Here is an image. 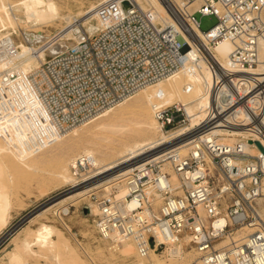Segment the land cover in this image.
Wrapping results in <instances>:
<instances>
[{
    "label": "built area",
    "instance_id": "2783aa9c",
    "mask_svg": "<svg viewBox=\"0 0 264 264\" xmlns=\"http://www.w3.org/2000/svg\"><path fill=\"white\" fill-rule=\"evenodd\" d=\"M164 1L180 27L159 28L135 0L103 1L85 21L74 18L45 35L37 47L44 57L28 69L14 60L17 31L0 30V130L19 149L38 151L144 87L181 74L193 89L205 64L207 103L182 137L186 149L165 150L115 180L128 187L124 198L115 197L118 186L90 192L93 229L100 240H131L140 257L190 250L202 264H264V154L256 145L264 147V0ZM196 14L217 23L202 30ZM224 41L232 49L222 63L214 50ZM247 71L255 72L236 76ZM153 113L170 137L191 123L180 102L154 103ZM232 130L244 133L229 142L224 131ZM71 167L76 186L101 175L89 154ZM69 214L70 206L57 210L60 218Z\"/></svg>",
    "mask_w": 264,
    "mask_h": 264
},
{
    "label": "bare ground",
    "instance_id": "6f19581e",
    "mask_svg": "<svg viewBox=\"0 0 264 264\" xmlns=\"http://www.w3.org/2000/svg\"><path fill=\"white\" fill-rule=\"evenodd\" d=\"M20 1L21 2L18 4L23 5L24 14L26 15V18H27V23L30 24L32 27H37L38 25L42 26L48 23L51 24L60 17L58 5L54 0H20ZM102 1H109V0H102ZM135 1L139 5H141L142 8L144 9L148 8L150 11L153 12L154 16L157 17V25L159 28H163L165 23H169V24L173 23L179 26V23L174 18L170 10V6H168V4L164 0H135ZM9 3H7L6 1L4 2L3 0H0V30L8 28L9 27L8 25L13 27L15 23H19L17 22L18 16L16 18L15 15L12 13L13 11L11 12V7L13 6L12 5L13 3L11 4ZM14 4H17V3L14 2ZM8 5H11V6L9 7ZM16 7H20V6H16ZM95 7H94V4L91 3V6H90L91 10L95 9ZM189 11H192V10L189 9ZM90 13H92V11ZM60 19L62 20V17ZM70 19H71L70 16L65 17V21L67 20L69 22ZM18 26H20V23ZM41 26L39 27L41 28ZM91 27L92 26H90V28ZM29 28H26V29L29 30ZM40 28L39 29L36 28L37 30L34 29L36 30L34 33L24 34L26 43L25 42L20 43L19 52L14 58V60H17L19 62V65L22 66L24 69H28L30 67L36 66L40 62L39 59L44 57V52L42 51V49L36 48L37 46L35 45L36 44L35 42L37 41H40V43L44 41V37L41 34L44 31H42ZM187 29L189 30L190 33L198 32L196 27L190 23L187 24ZM21 33L22 32H20V34ZM20 42L22 41L20 40ZM231 49H232V44L230 42L224 41V42H221L215 48L214 54L220 62L224 63ZM262 57H264V48L262 50ZM4 68H5L4 65H0V70ZM252 72H255V71H247L245 72V74L241 73L236 76L241 77V79H245L249 74H252ZM194 75L195 77L192 79L193 89L186 87L189 81L185 76L181 74L169 80L160 81L156 85L144 87L141 89L142 91L139 90L137 93H135L133 96H131L126 101L121 102L115 107L102 111L95 117L91 118L87 122L77 127H73L72 129L65 131L64 133H62L61 136H59L57 140L50 143L49 145H53L63 140V138L70 137V136H77L84 127L90 126L91 124L92 125H103L107 120L106 118L115 114L118 109L122 108L124 104L127 103V101L143 93H148L149 95L148 99L144 101L143 103V105L145 106V109L151 115L149 121L147 122L146 121H136L132 123V126H129L126 124H122L121 121H126L124 119V116L126 115L121 113V115L116 117V120L109 121L110 123L108 125V127L110 128L114 127L115 129H117V132H118L117 141H120L121 138L129 131H135V132L144 134L145 137L142 139L136 140L131 144H123V148L117 151L115 154H113V160L107 163H104L100 158L95 157L91 148L84 149L85 151L83 150V154H89L95 157V164L97 166L99 165L98 168H102V170L99 173L101 175L95 178L93 181H90L84 185L75 187L73 190L58 197V199L59 198L60 199L59 200L57 199V202H55L54 204H51L53 202L52 200V202H50L51 205L48 202V205H45L39 208L37 211L33 212L30 216L22 219V221L25 220V225L16 229L14 232L15 234L11 235L12 244H13L11 246H13V248L10 247L12 249L6 253V257L5 259L3 258L4 261L2 263L3 264H29L30 259H35V261L40 260V259H46V260H49L51 264H75V261L73 260L70 261L69 258L66 256L69 250H66L67 249L66 241L61 236L60 229L56 228L55 224L51 225V224L42 222L40 218H42L49 209H51L52 207L58 204L61 205L62 203H64L67 200L69 201L70 199H73L75 201L78 198L83 197L87 192L91 191L94 188L114 182L115 180L122 178L123 176L128 174L131 168L134 166L130 164H126L120 167V165L130 162V160H126V159H129L132 156H135L139 154L140 152H143L145 149H149V148L156 149L159 146L168 144V146L166 145L164 149L158 152L152 153V154L150 153L149 156L143 157V159L141 158L142 160L140 161V163L149 158L154 157L158 153L160 154L164 150L172 149L174 147H178L179 151L185 150L186 147L188 146V143L186 142L189 140V138H186V137L182 138V137L185 136V134H187L186 132L188 130H191L193 126L197 124V121L199 118L203 117L202 108L207 103V98L205 97L204 90L206 86L208 85V83H210L211 81V73L206 69L205 64L203 65L202 69L198 70ZM159 91H163L165 93V97L163 99L157 98V94ZM154 100H161L165 103L180 102V103L185 104L187 113L190 116V121H191L188 128H184L174 137L168 136L170 137L168 138L166 135H163L160 138H155L154 134H155L156 129L159 127V125L156 119L152 117V113H153V103L152 102ZM104 128H107V127H104ZM221 132L223 131L216 130V133L221 134ZM238 132L240 131H237V130H232L230 132L224 131L226 140H228L229 142H233ZM0 133L2 134V136H0V162L2 165L0 166V171H1L0 173H7L11 169L13 170H20V169L33 170L39 167V165L35 161V156L32 155V156H29V158L28 157L25 158L24 154L30 151L19 149L15 145L16 142H13V140L9 139V137L4 136L1 130H0ZM240 133H244V132H240ZM111 149H112L111 145L101 146L99 151L100 153L104 155H109V153H111L110 151ZM244 149L246 152L250 154H257V151L248 145H245ZM20 152H22L23 154H21ZM72 163H73V160L71 164ZM67 164L68 162H59L51 173V176L55 180H57L59 183L67 184L71 182L72 180L74 181V178L72 177L73 175H71ZM74 186H76L75 183H74ZM128 192H129L128 187L120 185L118 186V190H117L115 197L124 198L125 196L128 195ZM152 192L154 196H157V193L155 191H152ZM63 196L65 198L62 199L61 197ZM130 205H132V203ZM90 209H91V213L93 214L97 212V208L94 204H91ZM30 224H35L37 226L33 228L32 226H30ZM80 224L83 225V222H81ZM85 228H86V224H85ZM250 232H253V231H250ZM95 241H97V239ZM103 244H101V246H103ZM62 245H64L63 246L65 247L64 249L62 248ZM109 246H110V243H109ZM104 247H105V244L103 248ZM115 248L122 253L121 255H124L127 257H130V256L133 257L132 255L136 256L137 262H134L133 264H173V260H175V258L181 257V254H182L181 252H179V254L177 255H172L173 257H171L169 262H165L164 260L158 257V254L153 253V252H151L149 256L140 257L135 243L129 239H118L117 244L115 245ZM111 254H112V251H111ZM119 260H122V259H119ZM34 264H37V263H34ZM197 264H202V263L200 260H198Z\"/></svg>",
    "mask_w": 264,
    "mask_h": 264
},
{
    "label": "rangeland",
    "instance_id": "374dc122",
    "mask_svg": "<svg viewBox=\"0 0 264 264\" xmlns=\"http://www.w3.org/2000/svg\"><path fill=\"white\" fill-rule=\"evenodd\" d=\"M3 1L4 2L6 1L7 3L10 2L9 4L13 3L12 4L13 6L11 7V12L13 11L12 13L15 15L16 18L18 16L17 22L20 23V26H18L19 23H15L13 27L8 25L9 26L8 28L15 27L17 31V34L15 36H16V39L19 45L20 43H23V42L26 43L24 34L34 33L37 29L40 28L39 26L41 25H38L37 27H32L30 24L27 23V18H26V15L24 14L23 5L18 4L21 2L20 0H3ZM54 1L58 5L60 17L58 18L59 20L57 19L51 24L48 23V24H44L41 26L40 29L44 31L41 33L43 37L47 34H50L52 31L56 29H60L68 25L70 22L73 21L74 18H83L82 21H85L86 19L89 18V15H91L90 13L92 11L91 10L92 7L90 8L91 3L94 4V7H95L99 3L103 2L102 0H54ZM14 2L17 4H14ZM15 5L20 6V7H16ZM8 6L10 7L11 5H8ZM86 13L87 14L89 13V14L87 15ZM68 16H70L71 19L69 22L66 20L67 21L66 23L65 17H68ZM61 17H62V20L60 19ZM196 18L200 22V28L205 31L210 29L217 23V18L214 15L196 14ZM24 27L26 28L31 27V28H29L28 30ZM23 28L25 31L23 30ZM18 31L22 33L20 34V32ZM20 40L22 42H20ZM35 43H36L35 45L38 47L42 42L40 43V41H37ZM148 97H149L148 93H143L127 101V103L124 104L122 108L118 109L115 114L107 117L106 118L107 120L103 125H92L91 124L90 126L84 127L77 136L66 137V138H63V140L59 141L58 143L46 146L45 148L41 150L25 153L24 154L25 158L26 157L29 158V156H32V155L35 156V161L39 165L37 169H33V170L31 169L30 170L11 169L7 173H0V264H3L2 262L4 261L6 257V253L13 248V246H11L13 245L11 235L15 234L14 232L16 229L25 225V220L22 221V219L30 216L33 212L37 211L39 208L45 205H48V202L50 204L52 200L53 202L51 204H54L55 202H57L58 197L73 190L75 187L81 186V185L74 186L75 181L73 180L67 184L59 183L57 180H55L51 176L52 171L54 170V168L59 162H68L67 165L72 175L71 162L78 155L83 154L84 149L91 148L95 157H98L104 163H107L113 160V154L121 150L123 148V144H131L134 141L145 137L144 134H141L135 131H129L121 138L120 141H117L118 139L117 129H115L114 127L110 128L108 127V125L110 123L109 121L116 120V117L121 115V113L126 115L124 116V119L126 121H121L122 124L132 126V123L136 121H146V122L149 121L151 115L147 112V110L145 109V106L143 105L144 101H146ZM157 102L161 103L163 101L154 100L152 103L154 104ZM152 117H154V113H152ZM104 127H107V128H104ZM154 135H155V138H160L163 135H166L167 137L169 136L166 133L162 132L159 127L156 129ZM0 136H2L1 133H0ZM108 145L112 146V149L110 150L112 154L109 153V155H104L100 153L99 150L101 146H108ZM166 145L168 146V144H165V145L159 146L156 149L154 148L145 149L143 152H140L139 154L132 156L129 159H126V160H130V162L121 164L120 167L126 164L135 166L140 163L143 157H147L150 155V153L152 154V153H155V152H158L164 149ZM20 153L23 154L22 152ZM0 166H2L1 162H0ZM98 169L99 171L102 170V168H98ZM115 183L116 181L105 184V185H101L97 188H94L95 190L94 189L92 190L98 195L108 194L111 191V189L114 188V186H118V184H115ZM112 184H115V185H112ZM92 190L87 192L83 196L84 198L80 197L75 201L73 199H70L69 201L67 200L61 205L58 204L52 207L51 209H49L50 211L48 210L44 214V216L40 218V220L42 222H45L51 225L55 224V227L60 229L61 236L66 241V247H67L66 250H69L66 256L69 258L70 261L71 260L75 261V264L77 263L78 264H133L134 262H137L136 256L134 255H132L133 257L131 256L127 257L124 255H121L122 253L115 248V245L117 244L116 242L111 241V240H100L96 236V233H94V229L92 225L93 224L92 223L93 213H91V209H90L91 204H93V202L90 200V197H89V193L92 192ZM61 198L63 199L65 197L63 196ZM61 206H70V214L63 218H60L57 215V210ZM74 214L77 217H75ZM81 222H83L84 226L80 224ZM84 222L86 224V228H85ZM30 226L35 228L37 225L30 224ZM96 239L97 241H95ZM103 243L105 244L106 248L105 247L103 248L104 246ZM109 243H110V246H109ZM101 244H103V246H101ZM63 246L64 245H62V248L64 249L65 247ZM111 251H112V254H111ZM115 257L117 258L119 257V258L117 259ZM158 257L164 260L165 262H169L171 259V256L169 257L161 256L159 254H158ZM119 259H122L123 262L122 260H119ZM198 260H199L198 254L195 251L186 250L185 254H181V257L175 258V260H173V264H197ZM34 263H37V264H44V263L49 264L50 263L51 264V262L46 259H40L36 261L35 259L29 260V264H34Z\"/></svg>",
    "mask_w": 264,
    "mask_h": 264
},
{
    "label": "water",
    "instance_id": "95a60500",
    "mask_svg": "<svg viewBox=\"0 0 264 264\" xmlns=\"http://www.w3.org/2000/svg\"><path fill=\"white\" fill-rule=\"evenodd\" d=\"M256 145L258 146V148L262 151V153L264 154V147L259 143L256 142Z\"/></svg>",
    "mask_w": 264,
    "mask_h": 264
}]
</instances>
